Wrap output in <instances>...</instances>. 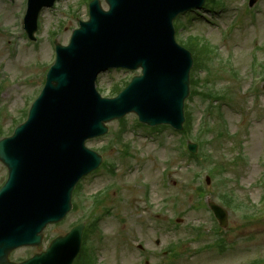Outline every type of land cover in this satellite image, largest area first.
<instances>
[{
  "label": "rangeland",
  "instance_id": "rangeland-1",
  "mask_svg": "<svg viewBox=\"0 0 264 264\" xmlns=\"http://www.w3.org/2000/svg\"><path fill=\"white\" fill-rule=\"evenodd\" d=\"M22 1L0 0V128L4 134L16 125L15 121L22 120L23 110L29 108L39 94L46 73L55 61L54 40L67 44L78 18H88L85 0H60L54 8L43 11L40 39L32 43L19 37L14 40L12 35L18 32L14 31L17 17L10 7L18 9ZM248 4L249 0H215L210 11L205 7L189 11L181 17L179 34V39L183 40L199 34L200 42L211 43L216 48L214 52L220 55L219 59L212 53L214 59L206 64V70L203 68L199 72L201 81L207 82L201 88L224 89L233 96L232 101L225 100L223 114L231 137L216 139L212 144L227 172L222 179L217 177L207 186L213 201L220 202L219 190L230 191L240 201V209L228 210L226 233L229 240L237 241L235 247L225 253L207 246L201 252L197 251L198 247L216 238L210 229L215 226V220L208 207L196 209L199 204L194 191L199 182L203 185L201 175L199 181L198 164L190 163L182 155V147L187 141H196L193 138L208 109L209 102L200 96L187 99L195 121L185 145L181 143L182 135L174 129L163 128L159 133L135 127V114L126 116L128 127L121 141L114 139L121 127L119 121L109 123L110 131L105 136L89 140L87 145L100 152L104 161H113L115 172L103 167V161L99 169L81 181L76 210L62 223L45 230L42 247H46L54 236L67 232L86 214L80 206L93 201L90 197L85 198L86 194L108 189L105 200L110 210L99 213L103 215L100 231L90 233L96 252L89 242L84 247L93 264H247L254 260L264 264V217L249 219L244 216L251 212L250 208L262 204L264 191L259 185L264 172L263 78L255 74L251 56L254 52L259 58L257 61L264 63V48L260 49L264 47V0H258L254 8H249ZM72 12L76 14L72 15ZM23 14L22 7L18 18L22 19ZM228 25L232 29L226 33ZM12 39L9 49L7 42ZM14 43L19 44L17 50ZM260 64L255 67L259 72L262 70ZM134 75L123 69L104 72L98 77L97 88L109 90L114 82L129 80ZM223 118L214 112L211 124L221 122ZM220 129L223 130L221 123ZM124 141L130 145L124 147ZM241 142L244 160L236 157ZM206 173H202L203 180ZM6 178L7 169L0 162V185ZM188 223H203L207 227L206 235L198 243H189L192 234L186 227ZM180 241L185 242L184 247L176 248L175 254L167 257L165 249ZM37 251V247H23L13 251L10 258L17 261Z\"/></svg>",
  "mask_w": 264,
  "mask_h": 264
},
{
  "label": "water",
  "instance_id": "water-1",
  "mask_svg": "<svg viewBox=\"0 0 264 264\" xmlns=\"http://www.w3.org/2000/svg\"><path fill=\"white\" fill-rule=\"evenodd\" d=\"M108 2L107 12L95 6L79 46L80 33H75L72 45L49 72L50 86L32 106L28 120L0 141V158L9 168L0 190V264H70L71 251L62 247L74 236L79 241L76 228L25 262H9L7 255L21 245L40 246L46 224L65 216L73 186L85 172L82 164L89 170L101 159L85 147V140L106 132L105 121L134 111L149 124L182 127L193 59L175 42L172 21L184 8L201 6L204 0ZM172 47L179 55L173 56ZM120 65L141 66L143 75L134 77L118 97L101 98L95 89L98 72ZM72 95L76 110L69 105ZM92 96L110 103L106 113L93 110L97 106ZM219 209L225 225V209Z\"/></svg>",
  "mask_w": 264,
  "mask_h": 264
},
{
  "label": "trees",
  "instance_id": "trees-1",
  "mask_svg": "<svg viewBox=\"0 0 264 264\" xmlns=\"http://www.w3.org/2000/svg\"><path fill=\"white\" fill-rule=\"evenodd\" d=\"M192 48L194 49L195 47L192 46ZM198 54H199V53H198ZM193 84H194V91H193V93H196V92H197V87H198V86H197V81L194 80V81H193ZM187 116L189 117V112L187 113Z\"/></svg>",
  "mask_w": 264,
  "mask_h": 264
},
{
  "label": "bare ground",
  "instance_id": "bare-ground-1",
  "mask_svg": "<svg viewBox=\"0 0 264 264\" xmlns=\"http://www.w3.org/2000/svg\"><path fill=\"white\" fill-rule=\"evenodd\" d=\"M172 50H173V56L179 55V54H176V52H175L173 47H172ZM74 150H76V147H74Z\"/></svg>",
  "mask_w": 264,
  "mask_h": 264
}]
</instances>
